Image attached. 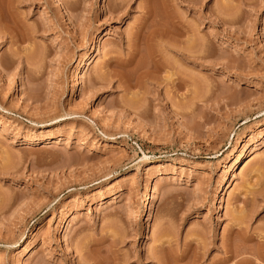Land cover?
I'll list each match as a JSON object with an SVG mask.
<instances>
[{
	"label": "rangeland",
	"instance_id": "1",
	"mask_svg": "<svg viewBox=\"0 0 264 264\" xmlns=\"http://www.w3.org/2000/svg\"><path fill=\"white\" fill-rule=\"evenodd\" d=\"M227 245L264 251V0H0V264Z\"/></svg>",
	"mask_w": 264,
	"mask_h": 264
},
{
	"label": "bare ground",
	"instance_id": "2",
	"mask_svg": "<svg viewBox=\"0 0 264 264\" xmlns=\"http://www.w3.org/2000/svg\"><path fill=\"white\" fill-rule=\"evenodd\" d=\"M120 1H122V3H123V1L124 0H120ZM187 1H192V0H187ZM148 8V7H147ZM63 9V8H62ZM170 12V11H169ZM153 13V12H152ZM171 14V16L169 17V22L168 23H164V22H158V21H151L152 23H151V25L149 24V26L148 27H150V30H151V27H152V31H150V33H148L149 34V39L151 38V40H152V38L154 39H157V38H165V37H170V39H172L175 43H180L182 40H180L179 39V33L178 32H176V29H179V30H183L182 28H181V26H180V21H178V20H176V16L174 15V14H172V13H169V15ZM147 15L148 16H151V9H149L148 8V11H147ZM153 15V14H152ZM148 18H150V17H148ZM147 18V19H148ZM146 19V20H147ZM146 24V23H145ZM137 31V30H136ZM149 31V30H148ZM135 32V31H134ZM139 34H140V30L138 31V32H136L135 34H134V36L132 37V39L134 38L135 40L134 41H136L137 40V38H138V36H139ZM194 39V38H193ZM195 42V41H194ZM172 47H174L175 49H177V50H179V51H181V53H182V55H181V57L182 58H188V57H190V54H188L190 51H189V49H182V47H178L177 46V44L176 45H174V44H172L171 45ZM204 46H207V45H205V44H203V46L201 45L200 47H199V50L197 51V52H204L205 51V47ZM189 52H188V51ZM134 51V50H133ZM149 52H151V54H152V51H149ZM186 52H188V53H186ZM154 54V53H153ZM150 55V54H149ZM148 55V56H149ZM150 57H153V56H151L150 55ZM108 61H110V60H108ZM155 61V60H154ZM128 62V64H130L132 61L131 60H129V61H127ZM108 63V62H107ZM157 63H155V65H156ZM159 64H162V63H159ZM158 64V65H159ZM158 65H157V67H158ZM163 65V64H162ZM156 66H155V68L156 69H159L161 66H159V68H157ZM89 71V67H87L86 68V72H88ZM157 71V70H156ZM155 73V72H154ZM142 74V73H141ZM139 75V74H138ZM169 77V76H168ZM171 79H173L172 80V82H178V83H180V84H185V79L183 78V77H177L176 79L175 78H171ZM28 144L30 145V144H32V141H29L28 142ZM241 162H242V156H238L237 157V159H236V164L235 165H238L239 163L241 164ZM239 166V165H238ZM154 198V195L152 194V199ZM241 231V230H240ZM244 233V232H243ZM242 233V234H243ZM242 236V240H250L249 238L250 237H248V236H246V235H241ZM263 242V241H262ZM229 244V243H228ZM83 246V245H82ZM228 246V245H227ZM229 248L228 249H226L227 250V253H229V255H228V257H227V259H231L232 257H235V259L237 258V256H240V254H241V252L242 253H244V251H247V250H242L241 252H239L238 250H234L231 246H228ZM82 248V247H81ZM85 248H87V247H85ZM111 250V255L110 256H113V257H111L110 259H113V260H109L108 258H100V256L98 257H93V254H91L90 252H88L87 251V253L84 255V256H86L85 258H84V260L82 261L83 262V264H118L117 262H115V259H116V257L118 256V253H117V251H116V249H110ZM109 250V251H110ZM254 251V250H253ZM252 251V252H253ZM263 250L261 249V250H257V252L254 254V252H253V254L254 255H251V256H255L254 258L253 257H240V258H237L235 261H233L234 263L233 264H259V263H257L256 262V260H259L256 256H264V254H263V252H262ZM85 253V252H84ZM94 254H96V253H94ZM98 255V254H97ZM109 256V255H108ZM148 256H150V258H152V257H154V258H157L158 259V262L160 263V264H169V263H167L166 261L167 260H164V259H162V258H160V257H155V256H168V255H148ZM170 256V255H169ZM172 256H188V254H184V253H182V254H180V255H172ZM192 258H191V261H190V264H198L197 263V260H198V256H202V254H199V253H192ZM111 261H114V262H111ZM82 264V263H81Z\"/></svg>",
	"mask_w": 264,
	"mask_h": 264
}]
</instances>
